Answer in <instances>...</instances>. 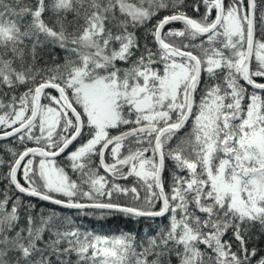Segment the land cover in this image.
Wrapping results in <instances>:
<instances>
[{
  "label": "snow or ice",
  "instance_id": "snow-or-ice-1",
  "mask_svg": "<svg viewBox=\"0 0 264 264\" xmlns=\"http://www.w3.org/2000/svg\"><path fill=\"white\" fill-rule=\"evenodd\" d=\"M0 264H264V0H0Z\"/></svg>",
  "mask_w": 264,
  "mask_h": 264
},
{
  "label": "trees",
  "instance_id": "trees-1",
  "mask_svg": "<svg viewBox=\"0 0 264 264\" xmlns=\"http://www.w3.org/2000/svg\"><path fill=\"white\" fill-rule=\"evenodd\" d=\"M99 227V225H97ZM105 228H122L125 230H135L138 226L135 224L128 223L123 220H109L107 224L104 225ZM142 227V225L140 226Z\"/></svg>",
  "mask_w": 264,
  "mask_h": 264
}]
</instances>
